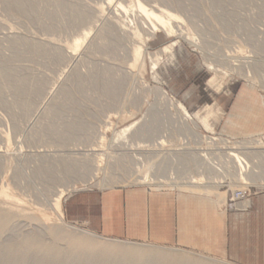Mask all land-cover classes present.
<instances>
[{"label": "rangeland", "instance_id": "obj_1", "mask_svg": "<svg viewBox=\"0 0 264 264\" xmlns=\"http://www.w3.org/2000/svg\"><path fill=\"white\" fill-rule=\"evenodd\" d=\"M62 1L65 4L64 12L61 15L62 18L57 20L47 17V13L53 10V3L31 0L23 13L12 7L9 0H0V69L13 68L17 74L27 75L32 82H39L43 86L42 92L37 94L33 92L15 94L7 91L0 94V192L18 199L10 208L13 212L17 211L19 215L10 225L11 230L15 228L14 232L11 235V231L7 232L6 236L2 237L4 239H10L12 235L15 238H22L28 233L41 234L44 228L59 225L53 211V201L59 192L66 188L61 198L62 204L67 196L79 190L141 187L127 180L133 172L136 173L135 166H138L136 162L129 160L130 153H126L122 148H117L116 153L109 150L113 133L132 122H140L137 125L138 128L143 126L148 127L144 128L146 130L150 128L144 139L146 142H142L149 148L145 147L140 151L144 161L153 162L158 167V171L165 174L168 167H175V163L171 161L172 153L175 151L180 153L184 150L181 147L182 141L177 139L178 132L181 130L180 133L182 132L183 135V131L186 130L184 126H178L179 123L171 119L175 111L167 103L161 102L157 94L152 93L156 88L163 89L169 97L185 107L197 123V132L202 136L203 141L205 137H227L236 132L237 129L227 124V120L241 126L235 133L234 139L245 140L247 139L245 134L249 132L264 136V108L257 107L258 104H255L252 111L245 112L246 117L256 119L250 122L253 124L242 123L241 125V120L238 123L235 119L229 118L234 115L236 106L240 103L247 106L257 100L260 104L264 91L258 86L249 85L243 77L233 76L227 80L220 92H216L207 85L212 74L205 66L209 60L217 65L220 62L224 65L225 62L233 63L238 65L239 71L243 74L245 71L256 73L254 71L256 66L260 70L264 68V0H139L147 8H153L156 11L169 10L183 19V23L173 22L176 34L172 37L162 31L148 37L146 25L142 26L143 22L138 14H131L126 19L125 15L116 12L117 3L128 7L131 1L135 0H113L110 5L105 0ZM74 12L84 13V18L73 22L70 16ZM128 19L138 25L140 33L144 36L142 40L146 42L142 40L140 42L132 36L133 27L128 23L130 21ZM125 23H128L130 27H126ZM92 25L97 28L112 29V36L107 38L105 43H113L115 49L107 51L91 47L90 37L94 36L95 31L91 32L93 35H90L89 41L84 42L85 44L77 51L68 49V45L80 38ZM181 27L183 30H180ZM189 34L194 36V40L189 37ZM11 36L34 43L51 42V45L55 47L65 48V52L71 55L63 60L32 55L26 49L12 43ZM174 43L171 54H161L157 68L151 71L148 55H154L160 52V49ZM136 46L144 49L146 58L143 70L140 69L141 59L137 65L131 67L129 57ZM200 50L201 52L203 50L205 54L199 53ZM104 69H108L113 75L124 76L120 91L110 93L103 89L100 75ZM73 72L80 75L79 82L82 86L80 90L75 89ZM14 101L18 104H11ZM51 110L54 116L47 114ZM241 111H239L240 114H243ZM131 114L133 117L123 118ZM146 114L153 116L154 119L151 120L154 121L150 120L152 123L143 125L145 121L143 117ZM207 116L209 129H205L199 121ZM69 125H72V128L67 130ZM104 126H109V130L104 133L109 151L104 154L102 172L96 176V179H104L105 187L84 186L82 180L73 174L74 163L78 161L80 163L82 159L89 158L86 156L89 154L88 146L94 143L96 135L102 132ZM252 126L255 128L252 129ZM164 134L169 137L171 135V146L154 150L156 149L154 138ZM201 150L204 151V147H201ZM113 155L120 159L118 161L120 163L116 164L117 167L114 165L116 168L110 167L111 164H115L110 159ZM40 166L49 168V173H45L49 177L44 173L43 175L38 173L42 168ZM184 169L191 170L192 164L184 165ZM107 174L114 176L118 182ZM110 179L116 181L115 184ZM235 183L233 185L224 183L218 187L228 193L227 190L230 188L253 185L245 182ZM72 185L77 190L72 191ZM173 188L176 189V187ZM253 190L257 189L253 188L251 191ZM211 199L217 203L218 199ZM62 222L76 229L75 232L78 233L89 230L82 224L68 223L64 218ZM44 235L43 239L49 242L50 236L45 233ZM117 243L152 248L161 253L176 252L194 260H200L203 257L214 259L211 261L218 260L201 252L179 250L173 247L164 248L124 241ZM59 245L63 247L65 242H60ZM221 264L231 263L223 261Z\"/></svg>", "mask_w": 264, "mask_h": 264}, {"label": "bare ground", "instance_id": "obj_2", "mask_svg": "<svg viewBox=\"0 0 264 264\" xmlns=\"http://www.w3.org/2000/svg\"><path fill=\"white\" fill-rule=\"evenodd\" d=\"M43 1L46 3H53L54 5L53 10L47 13V17H52L53 19L59 20L61 15H63L65 8V4L63 3V1L62 0H43ZM105 1L107 2L108 5H110L113 0H105ZM9 2L12 7L24 13V11H26L27 4L31 2V0H9ZM101 11L102 8L100 7L99 8L100 14L102 13ZM116 12L125 15L126 19L131 14L133 15L138 14L141 21L143 22V25L141 24L142 22H140V24L142 26L146 25L145 26L146 35L148 37L149 36L152 37L154 34L158 33L159 31H162L167 36L172 37L176 34L173 22L183 23V19L178 14L171 13V11L169 12V10L156 11L153 8H147L139 0L131 1L130 6L128 7H124L121 3H117ZM70 17L72 18L73 22L74 21L77 22L84 18V13L81 14L74 12ZM128 23H130V26L133 27L132 36L135 39H138V41L140 40L141 42L142 37L144 36H142L143 34L140 33V28L138 27V25L131 20ZM128 23H125L126 27H130ZM108 28H104V27L97 28L95 27V25H92L86 32H84L81 35L80 38L75 39L70 45H68V49H70L73 52L77 51L83 44L87 43V40L92 34L91 32L94 31H95L94 36L90 37L91 39L90 41L88 40L91 47H93L94 49H98V50L104 49L107 51L115 49V45L113 43L111 42L105 43V40L112 36V32H111L112 29L110 28L108 29ZM142 29L144 30V28ZM181 29L182 27L180 28V30ZM189 37L194 40V36L192 34H189ZM10 41L15 45L21 46L22 48L26 49L32 55H40V56L55 58L59 60L68 58L71 55L70 53L67 54V52H65V48L58 46L55 47L51 45L52 44L51 42H47V41L34 43L28 40H20L16 37H12ZM142 41L146 42V40H142ZM174 46L175 43L168 45L163 49H160L161 51L158 53L155 51L156 53L154 55H148L149 56L148 59L151 64L150 67L151 71H154L157 68L160 55L163 53L169 54L170 52L173 51ZM143 50L144 49H142L141 46L138 47L136 46L132 49L129 57L131 62V67L137 65L139 59H141L140 69L143 70L144 59L146 58ZM200 52L201 50L199 51V53ZM201 53H203V50ZM210 61L212 60H209V62H207V65H205L212 74L211 75L212 77L209 78L210 80L208 81L207 85L210 88L214 89L216 92H220L227 83V80L232 78L233 76L243 77L248 81L249 85L258 86L260 89H262V91H264V70H263L264 68L260 70L259 67L256 66V68L254 67V71L256 73L252 74V72L250 71L247 72L245 71V73L243 74L239 71L238 65L235 64L233 65L232 62H231L232 64H226L225 62V65L223 64V62H220V64L217 65L213 63L214 61L213 62ZM100 76H102V82L100 81V83L105 91L110 93H115L120 91L122 87L121 81L123 80L124 77L123 75L116 76V74L113 75L111 71H109L108 69H104L102 71V75ZM140 76L142 75L140 74ZM73 78L76 82L75 89L80 90L82 86L80 85L79 82L80 81L79 73L73 72ZM130 79L132 82V78ZM154 79L156 80V78ZM138 80L140 79L138 78ZM81 84L83 85V83ZM42 87L43 86L39 82H32V79L29 76L27 75L21 76L17 74L15 69L13 68L0 69V94L3 92L5 93L6 91L15 94H22L29 92H33L37 94L39 92H42ZM153 92L160 97L159 99L161 102L167 103L172 108V110L175 111L174 117L171 116V119L172 120L174 119L176 123H179L178 126L182 125L185 127L186 130L185 132L181 127L183 131V135L181 134L182 132L180 133L181 131L180 130L178 132L179 136L177 138L179 139V141H182L181 147L184 150L183 152L180 151V153H178L177 151L172 153L173 159L171 161L175 163V167L174 166L168 167V170L165 174V172L162 173L161 171H158L159 170L158 167L155 164H153V162L151 163L144 161V157L142 156V153H140V151L143 148L148 147L147 144H146L147 146L146 145L144 146L142 142L145 141L144 139H146L147 137L146 133H148L150 129V128L147 130L144 129L145 127L146 128L148 127L147 126L144 127L143 125H146L147 123L149 124V122L152 123L154 121L151 120L152 118L154 119L153 116L146 114L143 117V119H145L144 124L142 125L143 127L138 128L137 125L140 122L139 123L132 122L129 125H126L125 127L118 129L113 133L109 150L111 152L116 153L117 148L118 149L122 148V150L125 151L126 153H130L129 155L127 154L129 156L128 157L129 160L131 162L137 163L138 166H135L136 168L134 170L136 173L133 172V175L130 178H127V180H129L131 184L141 185V186L144 185V186H148L149 188L151 187L150 189H152L154 192L177 190V192L191 194L193 196H200V197L214 198V199L216 198L218 199L217 203L220 204L221 206H225L224 202L227 199V193L225 192L224 189L221 190V188L218 186L224 183L233 185L234 182L236 183L245 182L247 184L248 183L253 184L250 187H248L247 185L243 186L244 189H242L241 186V188H230L227 190V192L229 191L232 192L234 190L244 191L245 188L252 190L255 183L264 184V136L261 137V135L259 134L250 135L247 136L246 137L247 139L245 140H237L234 139L235 137H231V136H227V137L221 136L219 138L205 137L203 141L202 136L197 132V127H198L197 123L194 121L192 116L188 113V111L180 102L169 97L168 94L161 88H156L152 91V93ZM16 101H14L13 103L11 102V104L14 105L18 104ZM2 103L5 102L3 101ZM263 104H264V97H263ZM139 109L138 111H140ZM47 114L54 116V112L52 110ZM130 117H133V115L131 114L123 118L128 119ZM199 121L201 125L205 127V129L210 128L208 123L209 122L208 116L202 118ZM69 126H67L68 127L67 130L72 128L71 127L72 125L70 127ZM103 128L104 129L102 130V132L96 135L95 137L96 140H94V143L88 146L89 150L87 152L89 154L86 156H89V158L92 157V159H89L87 157V159H82L80 163L79 161L74 163L75 170L73 174L77 175L80 178V180H82L84 186H89V187L95 186L97 188L102 186L103 188L105 187L103 185V183H105L103 181L104 179L103 180L96 179L97 178L96 176L102 172L101 167L105 156L104 154L105 152L109 151L108 147L106 146V136L104 135V133L109 130V126H104ZM164 135L154 138L155 139L154 141H156V144H154V146H156V149L154 150L157 149L160 150L166 146H171V142H172L171 135L170 137L166 136V134ZM201 147H204V151L201 150ZM157 154L158 153H156V155ZM110 159H112V161H114L115 163V164L110 163L111 164L110 167L113 166L111 168H114L118 163V161L120 160L115 155L111 156ZM160 162H162V160ZM190 163L192 164V169L185 170L184 165H188ZM181 167L182 169H180ZM67 168L69 167L67 166ZM38 173L42 175L43 173L48 174L49 168L43 166L42 168L39 169ZM46 176L49 177V175ZM107 176L114 178V176H110L108 174ZM114 180L116 179L114 178ZM114 180L111 181L110 179V181L113 183L116 182L118 179L116 181ZM127 180L125 179V182H127ZM178 186H180V188H177ZM173 187H176V189ZM71 188L73 189L72 191L77 190L74 188L73 185L71 186ZM66 189L60 191L56 199L53 201V206H54L53 211L55 213L57 221L60 224L54 227L44 228L45 231L42 230L46 235L50 236L49 242L43 239V237L45 236L43 232L41 234L37 232L30 234L28 233V235H25L22 238L21 237L15 238V236L13 235L12 238L10 239L2 238L3 235L6 236L7 232L11 231L10 235L11 233L14 232L15 228L11 230L10 225H12L16 217H18L19 215L17 211L13 212L11 211L10 208L17 202L18 199L9 197L5 192H0V204L5 206V207H0V264H221L223 263V261L221 260H216L218 262L211 261L214 259L207 257H203L204 259L202 258L200 260H194L188 257L187 255L179 254L176 252L161 253L160 251H156L152 248H141L132 245L131 246L122 245V244H118L117 240L108 241L106 238H103L90 230H82L79 231V233L75 232L76 229H73L71 226L64 225L62 222L63 212L61 210V206H62L61 198L63 197V194L66 192ZM60 242H65V245L63 247L60 246L59 245Z\"/></svg>", "mask_w": 264, "mask_h": 264}, {"label": "crops", "instance_id": "obj_3", "mask_svg": "<svg viewBox=\"0 0 264 264\" xmlns=\"http://www.w3.org/2000/svg\"><path fill=\"white\" fill-rule=\"evenodd\" d=\"M261 101L240 103L229 118L253 124L256 119L246 113L255 104L264 108ZM227 124L237 129L228 134L235 137L241 126L228 120ZM253 188L257 190L251 191L246 212L229 210L211 198L154 192L145 186L79 190L64 199L62 211L66 222L82 224L105 238L201 252L231 264H264V184Z\"/></svg>", "mask_w": 264, "mask_h": 264}, {"label": "built area", "instance_id": "obj_4", "mask_svg": "<svg viewBox=\"0 0 264 264\" xmlns=\"http://www.w3.org/2000/svg\"><path fill=\"white\" fill-rule=\"evenodd\" d=\"M251 190H234L227 193V199L224 205L228 207L229 210L237 212H246L250 209V197Z\"/></svg>", "mask_w": 264, "mask_h": 264}]
</instances>
